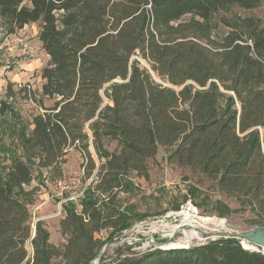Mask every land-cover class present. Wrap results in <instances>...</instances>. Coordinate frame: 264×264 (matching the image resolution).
<instances>
[{
  "label": "trees",
  "instance_id": "1",
  "mask_svg": "<svg viewBox=\"0 0 264 264\" xmlns=\"http://www.w3.org/2000/svg\"><path fill=\"white\" fill-rule=\"evenodd\" d=\"M261 2L0 0V27L15 33L38 22L49 54L39 98L25 92L41 111L26 123L12 106L14 141L0 137V157L9 160L0 163V264H91L115 233L146 215L117 198L135 187L131 172L148 177L160 146L170 147L169 161L204 174L264 225V20L221 14ZM219 23L228 29L220 40L213 34ZM137 52L150 68L132 58ZM109 141L117 142L114 150ZM72 147L84 152L87 176L96 171L97 179L79 202L63 203L65 240L56 244L44 220L33 236L30 204L38 188L26 186L43 169L62 176ZM219 203L220 215L233 210ZM107 229L108 239L96 236ZM113 264H264V253L219 237L121 254Z\"/></svg>",
  "mask_w": 264,
  "mask_h": 264
},
{
  "label": "rangeland",
  "instance_id": "2",
  "mask_svg": "<svg viewBox=\"0 0 264 264\" xmlns=\"http://www.w3.org/2000/svg\"><path fill=\"white\" fill-rule=\"evenodd\" d=\"M226 16L233 14L240 15H256L264 20V0L261 4L252 9H244L237 5L233 6L231 12L221 13ZM190 15H186L184 19H189ZM219 17L215 18L218 20ZM39 24L36 22L28 23L24 30H18L12 33V41L6 43L7 33L0 27V66L9 65L12 70L20 73L27 68V65L32 63L33 60L38 62L39 58H45V51L39 39ZM227 27L219 23L217 29L214 31L215 38L220 40L225 36ZM10 38V37H9ZM12 45V53L9 54V47ZM147 61L145 63L139 62L143 67L148 68ZM150 67V66H149ZM34 75L29 81H19L18 84L12 83L13 96H9L7 90L0 91V108L6 104L9 106L7 113L0 114V137L7 144L12 145V106L15 111L20 114L21 120L29 123L30 119L35 113L41 111L37 102L25 97L26 91L35 92L38 96L39 75L34 68H32ZM154 78L160 82H164L156 73L152 72ZM23 89L22 93L19 90ZM12 94V93H11ZM34 94V93H33ZM107 101V99H105ZM34 102V103H33ZM45 105L50 106L53 100L46 98ZM107 148L114 150L117 147L116 141L107 142ZM90 151L98 161V155L94 146L90 145ZM170 147L160 146L154 158L149 159V175L144 177L137 172H131L129 178L134 182L135 187L127 191L120 192L118 195L119 203L123 207L129 209L132 213L146 214L143 217L135 216L130 220L127 228L123 229L120 233H115L113 241L107 242L100 249V257H95L91 264H113L121 254H133L136 252H143L151 249L147 239H145L146 232L149 227L144 226L141 228L139 222L141 219L149 218V220H159L164 215L181 209L187 201L195 204L199 210L200 215L205 218L219 220L224 224V229L230 232H240L252 229L259 224H256L258 215L250 209L241 208L240 203L235 198L226 196L222 193L215 182L207 178L198 170L191 169L190 167H182L175 162L169 161ZM0 163L1 166H7L9 160L3 158L4 154L1 153ZM88 161L84 152L78 148L72 147L68 153L67 162L63 165V175L53 176L46 169H43L41 175L36 177L27 189L33 187L38 188L34 194V202L30 204L32 213V225L37 219L44 220V225L51 233V241L56 244H62L65 238L60 232V219L64 216L63 207L59 204V199L54 195L53 182L60 177H66L72 183L78 182L83 179V174L87 176L86 167ZM45 195L49 198L50 205L46 209L37 206L38 201L42 200ZM219 201L228 203L233 209L231 212L222 216L219 214V207L222 206ZM215 217V218H214ZM179 223V221H177ZM201 235L200 239H192L190 241H183L184 232L191 228L187 223L185 228L177 236L176 240H169L167 246H176L177 248L184 247L186 244L190 247L206 242L212 238V233L220 230L213 223L203 224L197 226ZM109 229L98 232L96 236L101 240H106L110 236ZM62 238L64 239L63 241ZM172 242V243H171ZM245 242L243 246L249 244ZM187 247V246H186ZM246 248V247H245ZM153 249V248H152ZM173 249V248H166ZM264 250V249H263Z\"/></svg>",
  "mask_w": 264,
  "mask_h": 264
},
{
  "label": "built area",
  "instance_id": "3",
  "mask_svg": "<svg viewBox=\"0 0 264 264\" xmlns=\"http://www.w3.org/2000/svg\"><path fill=\"white\" fill-rule=\"evenodd\" d=\"M132 58L138 59L141 63H145L146 61L144 58H142L141 55H139L138 52L134 54ZM147 66L148 68H150L149 67L150 65L148 63ZM86 129L88 130V132L91 133V130L88 127V125H86ZM96 173L97 172L95 171L92 175L87 177L83 174L82 176L83 179L78 180V182L76 183H72L66 177H60L55 179L52 184L54 189L53 191H54V195L59 199L60 206H62L63 203L67 201L79 202L80 199L85 196V192L88 189V187L91 184H93L94 181L97 179ZM184 212H186V214L187 213L189 214L190 219H194L199 221V223L202 222L203 224H205L204 221L201 220V218L204 216L200 215L197 206L193 204L190 200L187 201L184 205H182L181 209L177 211H172L164 215L161 219L157 221L149 220V218L141 219V221L139 222V226L141 228H143L144 226L149 227V230L146 231L148 234L145 235V239H147L149 245L151 244L152 241L155 240H165V239L176 240L177 236L182 231L178 230V228L175 227L179 225L185 228V226L187 225L186 220H183V217L185 215ZM177 221H179V223H177ZM217 227H219L220 230L224 229V227L221 226H217ZM220 230H218V232ZM213 237L216 236L212 235V238ZM241 241L242 244H245L243 240ZM245 247L250 250H255V251L260 250L258 246H252L250 244Z\"/></svg>",
  "mask_w": 264,
  "mask_h": 264
},
{
  "label": "crops",
  "instance_id": "4",
  "mask_svg": "<svg viewBox=\"0 0 264 264\" xmlns=\"http://www.w3.org/2000/svg\"><path fill=\"white\" fill-rule=\"evenodd\" d=\"M36 23H38V22H36ZM27 25L28 24H26L20 30H24L27 27ZM38 34H39V32H38ZM6 40H7L6 43H10L9 40L12 41V33H10L8 35V37H6ZM41 43H42V41H41ZM9 49H10V51L8 53L11 54L12 53V45H11V47H9ZM35 60H33L32 63L28 64L27 65V68L24 69V70H22L20 73H17L16 71L12 70V68L9 65H2V66H0V91H4L6 89L7 90V93H8V86L9 85L12 86V83L14 85H16V84L19 83V81H22V80L29 81V80H31V77L34 75V73L32 71V68H34V70L36 71L37 74H40L41 69L49 61V54L45 51V58H44V60H43V58H39L38 59V62L35 61ZM42 83H43V80H42V77H41V74H40L39 75V86H38V89H37L38 92H40L41 89H42ZM31 120H32V118L30 119V121ZM38 202L39 203H37L38 204L37 206L41 207L42 209H46L51 204L50 201H49V198L47 196H45V195H43L42 196V200H40ZM63 240L64 239L62 238L61 241H63Z\"/></svg>",
  "mask_w": 264,
  "mask_h": 264
},
{
  "label": "water",
  "instance_id": "5",
  "mask_svg": "<svg viewBox=\"0 0 264 264\" xmlns=\"http://www.w3.org/2000/svg\"><path fill=\"white\" fill-rule=\"evenodd\" d=\"M35 235V223H34V230H33V236ZM213 237L211 239H216L219 237H236L244 242H247L248 244L252 246H258L260 248L259 251L264 253V225H258L253 227L250 230L247 231H240V232H230L228 230H220L219 232L212 233ZM172 243V242H171ZM169 244V240H155L152 241L150 246L151 249L160 248V249H166V248H177V247H169L167 246ZM189 247L187 244L184 247ZM101 253L98 252L97 257H100Z\"/></svg>",
  "mask_w": 264,
  "mask_h": 264
},
{
  "label": "bare ground",
  "instance_id": "6",
  "mask_svg": "<svg viewBox=\"0 0 264 264\" xmlns=\"http://www.w3.org/2000/svg\"><path fill=\"white\" fill-rule=\"evenodd\" d=\"M184 214L185 215L183 217V220H186V222L188 224H190L192 227L184 232L185 237H184L183 241H190V240L196 239V238L200 239L201 235L199 233V230L197 229L198 224H200L199 221L194 220V219H190L189 214L188 213L186 214V212H184ZM201 220L204 221L205 224L212 222L213 224H215L217 226L225 227L224 224L222 222H220L219 220L209 219V218H205V217H202ZM175 228H178V230H180L181 228H183V226L178 225ZM171 247H176V246L173 245Z\"/></svg>",
  "mask_w": 264,
  "mask_h": 264
}]
</instances>
